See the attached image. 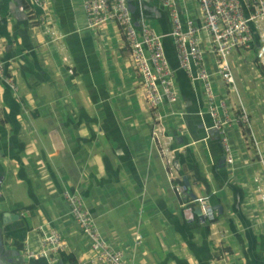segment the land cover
<instances>
[{
    "label": "crops",
    "instance_id": "obj_1",
    "mask_svg": "<svg viewBox=\"0 0 264 264\" xmlns=\"http://www.w3.org/2000/svg\"><path fill=\"white\" fill-rule=\"evenodd\" d=\"M52 9L62 45L39 26L30 0H0L7 17L0 24V57L11 60L8 71L18 85V93L0 86L1 248L18 252L13 259L21 264L22 248L39 251L36 229L49 225L69 246L58 264H72L62 261L68 256L75 264L89 259L90 241L63 197L71 189L81 194L105 239L133 264H264V205L255 183L261 165L245 130L228 129L229 166L212 118L197 114L206 111L201 83L191 81L180 102L162 109L171 148L178 137L187 140L177 145L183 152L173 184L187 177L198 192L190 194L221 205L219 243L198 207L193 221L184 217L185 200L171 189L170 173L152 145V116L118 28L87 29L82 0H52ZM224 87L226 95L214 84L217 97L229 105L241 100L264 144V90L246 106L237 86L236 96ZM176 118L183 125L170 126ZM138 236L144 240L139 245Z\"/></svg>",
    "mask_w": 264,
    "mask_h": 264
},
{
    "label": "built area",
    "instance_id": "obj_2",
    "mask_svg": "<svg viewBox=\"0 0 264 264\" xmlns=\"http://www.w3.org/2000/svg\"><path fill=\"white\" fill-rule=\"evenodd\" d=\"M157 5L167 12L171 23L169 36L176 48L180 69L192 82L201 83L206 99V111H199L203 117L208 114L213 120L212 129L219 133L225 161L234 164V154L228 129L234 125L245 130L247 146L257 153L261 173L255 178L257 192L264 205V154L253 132L251 115L241 100L229 105L224 98L217 97L214 77H219L230 89L237 92L236 80L231 67L234 52H255L258 63L264 69V0H196L198 17H194L187 0H156ZM32 11L38 10L37 23L51 37L53 43L60 45L63 35L52 9V0H30ZM137 12L134 15L130 0H82L86 18V28L102 29L114 25L122 35L130 53V64L135 71L146 106L152 116V145L156 149L163 168L169 172L173 192L183 198L181 208L187 221L195 219L194 206L198 207L205 221L213 228L212 235L217 242L224 235L216 230L217 211L208 197H190L185 182L179 179L174 183L175 161L183 149L173 150L165 126V107H173L181 100V91L177 83L176 72L172 69L164 46V35L153 26V13L148 9L149 0H135ZM154 5V4H152ZM249 13V17L246 15ZM35 15V13L33 14ZM2 14L0 13V22ZM251 23L259 36L260 47L255 48V36ZM159 26V25H158ZM62 45V44H61ZM212 59H209V57ZM63 62L74 74L70 59L63 57ZM11 60L0 57V86L9 87L18 93V85L8 69ZM211 68L210 65L213 66ZM2 101L0 93V114ZM250 139V140H249ZM251 142V145L249 143ZM63 197L68 204L70 214L82 234L90 241L92 256L80 260L78 264H133L121 250L113 247L103 236L97 221L88 209L85 200L77 190L65 189ZM36 231L40 235V250L22 248L21 264H34L41 260L58 264L68 251V243L62 235L48 226L41 225ZM137 244H142L143 237H137ZM37 264V263H36Z\"/></svg>",
    "mask_w": 264,
    "mask_h": 264
},
{
    "label": "rangeland",
    "instance_id": "obj_3",
    "mask_svg": "<svg viewBox=\"0 0 264 264\" xmlns=\"http://www.w3.org/2000/svg\"><path fill=\"white\" fill-rule=\"evenodd\" d=\"M187 5L189 7V9L191 10L192 13L196 14L198 13V5H197V1L196 0H187ZM153 26H155L156 28L159 29L158 26V22L155 20L153 23ZM94 31V30H92ZM210 58H212L210 56ZM231 67L235 76V80H236V86L239 89V92L241 93V97L244 100V103L246 106H249L248 101L252 100L253 95H257V93H259V91L262 92V90H264V69L263 67L260 65V63L257 62L256 57L254 55H252L251 57H248L247 54H245V52L243 51H237L234 52L233 55L231 56ZM254 61V65L255 68L252 69V62ZM214 64H213V69H214ZM249 80H251V82H249ZM214 84L215 87L217 88L220 87L222 89V91L224 92V95H226V90L224 87V82H222V80L219 77H214ZM260 85V87H258L257 85ZM234 96H236V92L233 91ZM29 102V100H27ZM248 103V104H247ZM261 125L263 126V122L264 119L260 120ZM170 126H179V125H183L180 121L175 119L170 120L169 122ZM252 126H253V120H252ZM176 129V128H174ZM229 136V134H228ZM250 140V139H249ZM250 145L251 142L249 141ZM261 145V151L264 154V144L263 142L260 143ZM200 147V146H199ZM194 150L197 148L196 147H192ZM230 168V167H228ZM6 188V187H4ZM197 187L195 185H191L190 191H192L195 194H198L197 192ZM198 196V195H197Z\"/></svg>",
    "mask_w": 264,
    "mask_h": 264
},
{
    "label": "water",
    "instance_id": "obj_4",
    "mask_svg": "<svg viewBox=\"0 0 264 264\" xmlns=\"http://www.w3.org/2000/svg\"><path fill=\"white\" fill-rule=\"evenodd\" d=\"M131 4H130V8L133 12V14L135 15L137 12L136 6L133 3V1L135 0H130ZM147 9L153 13L154 18L156 19V21H158L161 26H162V34L164 35V46H165V52L168 58V61L172 67V69L176 72V76H177V83L179 85L180 91H182V95L185 96L186 94V86L191 82V79L188 77V75L180 69V65H179V60H178V56H177V52H176V48L174 45V41L173 39L169 36L170 32H171V25H170V18L167 12H164L161 8H159L156 5H152L150 3H148ZM246 15L249 17V13L248 11H246ZM7 23V17L3 15L2 17V21L1 23ZM251 27L253 29L254 32V36H255V45L256 48L260 47V41H259V36L258 33L255 29V26L253 25V23H251ZM199 113V112H198ZM197 113V114H198ZM187 143V140L185 137H178L176 142L173 144L172 149L176 150L177 149V145L181 144V143ZM179 154L177 155V159L175 161V166L180 169L179 166ZM222 163H224V161H222ZM184 182L187 185V187L191 188V184L189 182V179L187 177L184 178ZM192 195V197L194 199H196L194 194H190ZM214 210H216L217 212H219L220 214H222L223 212V208L221 207L220 204H213V202L211 201ZM198 214H200V212H197ZM19 256L20 254L18 252H12L11 255H9V253L1 248L0 246V264H16V262L14 261L13 257ZM63 264V263H61Z\"/></svg>",
    "mask_w": 264,
    "mask_h": 264
},
{
    "label": "trees",
    "instance_id": "obj_5",
    "mask_svg": "<svg viewBox=\"0 0 264 264\" xmlns=\"http://www.w3.org/2000/svg\"><path fill=\"white\" fill-rule=\"evenodd\" d=\"M62 261L65 262V263L71 262L72 264L73 263L75 264V261L70 256L63 258ZM36 263L37 264H47V262L45 260H41V261H38V262H34V264H36Z\"/></svg>",
    "mask_w": 264,
    "mask_h": 264
}]
</instances>
